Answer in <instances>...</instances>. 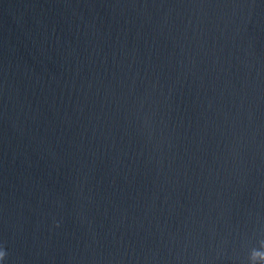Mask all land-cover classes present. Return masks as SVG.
<instances>
[{
	"label": "water",
	"instance_id": "95a60500",
	"mask_svg": "<svg viewBox=\"0 0 264 264\" xmlns=\"http://www.w3.org/2000/svg\"><path fill=\"white\" fill-rule=\"evenodd\" d=\"M0 264H264V0H0Z\"/></svg>",
	"mask_w": 264,
	"mask_h": 264
},
{
	"label": "clouds",
	"instance_id": "9594fccd",
	"mask_svg": "<svg viewBox=\"0 0 264 264\" xmlns=\"http://www.w3.org/2000/svg\"><path fill=\"white\" fill-rule=\"evenodd\" d=\"M4 255H5L4 251L0 250V259H2Z\"/></svg>",
	"mask_w": 264,
	"mask_h": 264
}]
</instances>
